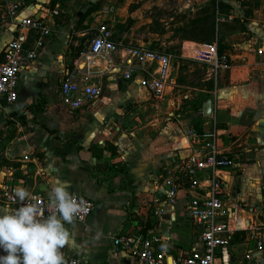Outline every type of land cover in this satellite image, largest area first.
<instances>
[{"label":"crops","instance_id":"0c3cea01","mask_svg":"<svg viewBox=\"0 0 264 264\" xmlns=\"http://www.w3.org/2000/svg\"><path fill=\"white\" fill-rule=\"evenodd\" d=\"M23 1L19 17L11 20L8 1L0 0V57L21 30L22 18L46 20L51 34L22 30L39 56L21 74L18 100L11 105L0 97V207L9 206L1 200L4 183L24 184L49 197V180L56 177L96 205L86 221L69 225L66 257L88 264H145L117 249L113 238L150 231L163 236L161 248L169 255L189 254L201 248L200 229L187 212L195 195L180 188L172 207L164 175L215 131L218 149L236 161L219 172L233 218L230 244L245 234L248 251L245 256L229 245L219 264H264V253L256 251L250 235L258 228L264 233V0ZM202 13L204 20L199 19ZM154 21H172L171 28L152 31ZM102 24L125 46L161 52L174 46L183 60L193 59L198 48L214 40L229 55L230 66L215 79L213 90L183 91L197 96L192 109L182 105L181 89L176 97L168 91L170 84L165 96L156 98L101 59L92 67L93 80L102 84L100 97L71 110L59 94L61 79ZM136 24L146 26L141 38L134 36ZM203 25L204 33L196 29ZM184 29L189 36L181 37ZM208 99L213 110L206 117L200 113ZM191 129L201 138H190ZM208 178V172L202 174L200 195Z\"/></svg>","mask_w":264,"mask_h":264},{"label":"built area","instance_id":"2783aa9c","mask_svg":"<svg viewBox=\"0 0 264 264\" xmlns=\"http://www.w3.org/2000/svg\"><path fill=\"white\" fill-rule=\"evenodd\" d=\"M8 16L11 20L19 17L24 6L23 0H7ZM21 30L7 43L6 51L0 57V97L8 104H14L19 98L20 79L23 70L31 67L39 56L35 47L28 45L27 35L23 29L34 30L42 37L51 34L46 20L35 17H25L18 22ZM41 45V42H40ZM106 59L108 68L117 69L126 80H137L139 85L151 92L156 98L165 96L166 89L172 79V57L164 52L140 45L125 46L114 37V31L106 24L100 25L92 33L89 46L71 63L61 79L59 94L63 104L71 110H78L98 99L102 93L101 82H95L94 65L99 66L100 60ZM199 59L208 65V74L215 79L223 69L230 66V57L221 52L217 41L203 44L199 51ZM101 73V71H100ZM190 138L200 139L199 133L188 130ZM236 164L235 159L221 152L216 143V132L213 131L195 152L180 157L164 175L168 191V204L174 207L177 203L180 188L186 187L195 196L187 205L191 220L199 227L198 239L200 249H194L189 254L169 255L161 248L163 236L150 231L142 234H118L113 238V244L131 257L145 264H219L220 254H227L230 245V235L234 230L230 204L224 188V181L219 172L230 169ZM208 172V185L205 194L202 174ZM17 185L30 190L44 214H48V196L33 191L24 184L4 183L1 190V200L13 207H19L13 189ZM87 209L80 214L78 221H86L95 210V202L85 196ZM162 210L157 214L161 215ZM253 232L256 241V251L264 253V233L260 228ZM261 230V231H260ZM67 264H88L77 256L66 257Z\"/></svg>","mask_w":264,"mask_h":264},{"label":"clouds","instance_id":"9594fccd","mask_svg":"<svg viewBox=\"0 0 264 264\" xmlns=\"http://www.w3.org/2000/svg\"><path fill=\"white\" fill-rule=\"evenodd\" d=\"M49 184L47 215L30 190L19 185L13 189L19 207H0V264H67L69 225L80 218L87 202L59 178Z\"/></svg>","mask_w":264,"mask_h":264},{"label":"rangeland","instance_id":"374dc122","mask_svg":"<svg viewBox=\"0 0 264 264\" xmlns=\"http://www.w3.org/2000/svg\"><path fill=\"white\" fill-rule=\"evenodd\" d=\"M174 3H175V1H172L171 7L174 6ZM153 15L157 16V13L154 12ZM204 18H205L204 13H202L200 15L199 19L204 20ZM168 22H169V25L164 24L161 21H154V24L151 25L150 30H152V31L153 30L154 31L155 30H163V29L168 30L171 28L170 25H171L172 21H168ZM201 22L203 24L205 23V21H201ZM208 23H209V21H208ZM196 29L198 31L203 32V33L205 32L204 31L205 30L204 25L202 27L198 26V27H196ZM133 32L135 33L134 36L141 38L146 33V26H142L141 24H139V26H137V24H136ZM188 33H189V31H188ZM188 33H187L186 29L182 30L181 37L189 36ZM213 41L214 40H212L210 43H212ZM201 48L202 47L198 48V51H197L198 53L196 52V54H195L196 56L191 60H187V59L183 60V59L176 57L177 56L176 55L177 50L175 49L174 46L169 47V48L167 47V50H162L166 54L173 57V70H172L173 75L172 76L175 79V81L172 80L171 86L168 88V91H171V93L173 95L177 94L176 97H178L179 90L181 89L182 93L180 95V99H181V103H184L182 105L183 106L184 105H188V106L191 105L192 109L194 108V101H195V98H197V96L192 97V98L190 96H186L184 93L185 91L190 90L191 87H197V88H201V89H205V90H213V88L216 87L215 78L208 74V65H206L205 63H203L199 59V50ZM172 86H174V87H172ZM188 108H190V107H188ZM248 232H250V230ZM250 235L252 236L253 234L251 233ZM243 238L247 239V235L244 234ZM243 238H242V240H237L235 238V240L233 242H231V244H230V249L233 250V248L235 247L238 250H244V255L246 256L248 254V251H247V247L244 246L245 242H243L244 241ZM232 245H233V247H232Z\"/></svg>","mask_w":264,"mask_h":264},{"label":"water","instance_id":"95a60500","mask_svg":"<svg viewBox=\"0 0 264 264\" xmlns=\"http://www.w3.org/2000/svg\"><path fill=\"white\" fill-rule=\"evenodd\" d=\"M212 110H213V100L212 99H208L204 103L202 112L200 114H203L204 116L208 117V116H210L212 114Z\"/></svg>","mask_w":264,"mask_h":264},{"label":"trees","instance_id":"16d2710c","mask_svg":"<svg viewBox=\"0 0 264 264\" xmlns=\"http://www.w3.org/2000/svg\"><path fill=\"white\" fill-rule=\"evenodd\" d=\"M221 52H223L224 50L222 48H220Z\"/></svg>","mask_w":264,"mask_h":264}]
</instances>
